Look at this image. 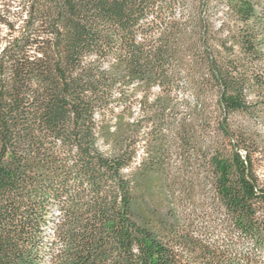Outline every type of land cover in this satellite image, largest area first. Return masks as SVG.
Segmentation results:
<instances>
[{
  "label": "trees",
  "instance_id": "16d2710c",
  "mask_svg": "<svg viewBox=\"0 0 264 264\" xmlns=\"http://www.w3.org/2000/svg\"><path fill=\"white\" fill-rule=\"evenodd\" d=\"M17 2L0 264H264V0Z\"/></svg>",
  "mask_w": 264,
  "mask_h": 264
},
{
  "label": "rangeland",
  "instance_id": "374dc122",
  "mask_svg": "<svg viewBox=\"0 0 264 264\" xmlns=\"http://www.w3.org/2000/svg\"><path fill=\"white\" fill-rule=\"evenodd\" d=\"M7 2L10 3V7L8 8L10 11L6 14V18L8 21H15L16 19L15 15L19 11V8H20L18 6V2L17 0H0V9L1 8L3 9L4 6L6 7ZM20 23H21V20L16 23L17 30L14 31L12 34L17 35L19 33L20 28L18 27ZM8 32H9V28L7 27V25L0 24V33L3 36H7ZM4 43H5V38L2 41V44ZM182 81L184 82V88L182 91L181 90L178 91L175 97L177 105H178L177 113L175 115L176 118H179L180 116H189L190 111H191L190 107H192L191 105L195 102L192 89L190 88V86H188V83L185 81V79H182ZM141 113H142L141 110L139 109L136 110V116H139ZM234 121L238 124L250 125L264 137V122L263 121H256L255 123H252L250 118L245 114H239L237 116H234ZM263 147H264V144H263ZM139 150L141 152L143 150V147L141 146ZM256 156L258 157L257 165H258L259 172L263 174L264 173V150L262 151V153H257ZM244 247L248 248L249 245L245 244Z\"/></svg>",
  "mask_w": 264,
  "mask_h": 264
}]
</instances>
